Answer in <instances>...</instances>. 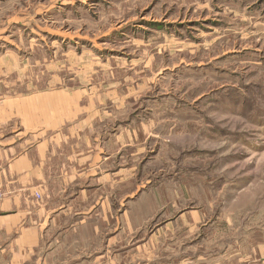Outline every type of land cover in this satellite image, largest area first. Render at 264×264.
<instances>
[{"label": "rangeland", "instance_id": "obj_1", "mask_svg": "<svg viewBox=\"0 0 264 264\" xmlns=\"http://www.w3.org/2000/svg\"><path fill=\"white\" fill-rule=\"evenodd\" d=\"M0 8L40 75L54 55L56 72L60 59L77 58L62 38L82 39L87 122L133 141L127 232L151 236V257L164 246L166 264H264V0H6Z\"/></svg>", "mask_w": 264, "mask_h": 264}, {"label": "crops", "instance_id": "obj_2", "mask_svg": "<svg viewBox=\"0 0 264 264\" xmlns=\"http://www.w3.org/2000/svg\"><path fill=\"white\" fill-rule=\"evenodd\" d=\"M19 40L3 20L0 264H166L164 246L151 257V236L127 232L136 202L127 184L133 141H119L116 126L87 122L82 39L62 38L61 48L75 49L77 58L60 59L56 72L54 55L41 75L26 62L33 58L21 57Z\"/></svg>", "mask_w": 264, "mask_h": 264}, {"label": "built area", "instance_id": "obj_3", "mask_svg": "<svg viewBox=\"0 0 264 264\" xmlns=\"http://www.w3.org/2000/svg\"><path fill=\"white\" fill-rule=\"evenodd\" d=\"M3 198H4V190L2 186L0 185V203L2 202Z\"/></svg>", "mask_w": 264, "mask_h": 264}]
</instances>
